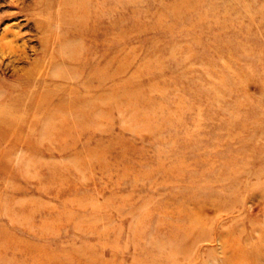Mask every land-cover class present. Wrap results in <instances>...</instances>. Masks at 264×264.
I'll use <instances>...</instances> for the list:
<instances>
[{"label": "rangeland", "instance_id": "1", "mask_svg": "<svg viewBox=\"0 0 264 264\" xmlns=\"http://www.w3.org/2000/svg\"><path fill=\"white\" fill-rule=\"evenodd\" d=\"M47 1L0 0V107L43 88L41 20L69 39ZM81 4L0 143V264H264V0Z\"/></svg>", "mask_w": 264, "mask_h": 264}, {"label": "bare ground", "instance_id": "2", "mask_svg": "<svg viewBox=\"0 0 264 264\" xmlns=\"http://www.w3.org/2000/svg\"><path fill=\"white\" fill-rule=\"evenodd\" d=\"M47 2H50V4L53 6L52 3L55 2V0H48ZM47 2L46 3L44 2L45 3L44 6L48 5ZM44 3H42V5ZM67 3H68V6L66 8H64V9H62V10H60L54 14L57 16V19L60 20L61 24L64 27H66V29L68 31L67 37H69V39L65 38V40L62 41L60 48H56L57 43L55 41H56V39L59 38V35H55L53 37V40L51 41V38H49V37L53 35L52 27L50 26V23L48 22L47 19L41 20V25L43 27L42 31H44L43 40L46 42V44H45L44 54L42 55V57L37 62H35L36 60L33 61V62H35V66L33 68L31 67L32 68L31 71L38 74L37 75L38 76L37 82L40 81L38 86H43V88L40 90V92L38 91L37 96L32 97L30 102L27 101L26 104L23 103L25 99H23V102H22L20 100L22 98L18 97L17 100L21 101V103L15 104L13 106H11V104H9L8 106L5 105V106L0 107V143L12 145V143L17 142L18 140L21 139L22 133H23V126H22V122H23L22 116L23 115L21 116V110H22L23 106L26 105L27 107H30L32 105L31 104L32 101L36 102L37 106L40 103L43 104L44 102H47V103L48 102H54L55 98H53V95H51V92L50 91L49 92L44 91L47 87H49L52 84V83L48 82L47 76L45 75L44 70L49 65V63L53 59L54 55H60L61 54L64 58H70L71 57L73 59H76L75 52L79 47H77L76 45H73V41H75V39H77V38H84L86 40L91 38V36L87 35L86 32L85 33L83 32L84 29L82 28L83 25L85 26V24L83 22V15H84V11H85L84 5L81 4L80 6H78V5L72 6V0H68ZM46 9H47V7L43 8V10L41 8V11H44ZM42 13H44V12H42ZM55 20H56V18H55ZM55 20L53 22H55ZM62 25H61V27H62ZM57 26H59V25H57ZM56 36H57V38H56ZM77 62L80 65L85 64V60L82 61V59L77 58ZM32 66H33V64H32ZM7 67H8V65H7ZM45 72H46V70H45ZM2 73L5 74L6 71H4ZM51 82H52V80H51ZM89 83H90V79L85 78V80L83 81V83L81 85L84 88L85 85H88ZM81 97H82V95H78L77 98H75V99H73V98L68 99V97H67L64 100V102L71 104L73 102H76ZM6 100H7L6 98L3 99L4 102ZM33 115H35V113ZM234 251H235L236 255L245 254V252H243L241 250L235 249ZM249 254L252 257H254V256L261 257L262 256L264 258V249L261 250L260 253L254 254V253L249 252Z\"/></svg>", "mask_w": 264, "mask_h": 264}]
</instances>
